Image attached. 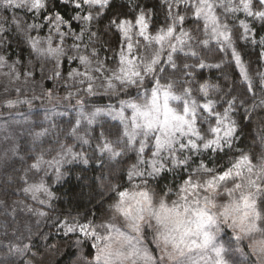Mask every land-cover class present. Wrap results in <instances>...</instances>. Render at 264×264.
<instances>
[{
	"label": "clouds",
	"instance_id": "clouds-1",
	"mask_svg": "<svg viewBox=\"0 0 264 264\" xmlns=\"http://www.w3.org/2000/svg\"><path fill=\"white\" fill-rule=\"evenodd\" d=\"M159 2L161 6L171 4L172 7L171 16L168 18H166L163 7H160L159 11L155 13L159 15L163 12L165 15L164 24L161 26H155L153 21L154 8L157 7L156 0H103L102 4L99 0H60L61 5L68 6L66 11L71 16L70 20L65 19L60 12L55 10V0H41L40 9L33 7V0H0V58L6 60L7 65L12 66L15 70H17L20 61L18 59L8 61L6 49L9 41L8 37L4 35L5 32L11 33V42L15 47L27 48V56L30 58L35 57L42 63L48 58L55 60V57L50 56L47 52L34 50L29 37L33 39L39 37V48L47 49L48 41L46 37L51 35L53 47L62 46L65 56L88 55L93 66L96 65L97 61H100L103 63L105 70L111 74V70L116 69L118 64L115 60L112 62V67L105 64L100 50L107 49L115 52L112 45L116 40L113 29L115 28L118 31L114 26V21L117 18L123 17V19L133 21V19L127 17L135 16L141 12L144 13L149 37L154 36L158 30L166 28L167 25L173 24L177 14L183 16L185 21L189 17L198 18L193 20L190 25H186L185 22L175 24L176 28L192 33L195 37L192 45L197 53L196 56H192L187 47L182 49L177 45L175 50L169 47V43H175V36L179 34L175 31L173 36L169 37L168 42H165L161 47V44L155 40L145 41L142 37L136 36L134 30L133 41L136 43V50L133 51L132 55H139L140 57L136 63L143 79L137 77L134 78L135 83L133 84L118 85L115 92H105L102 87H99L101 80L96 81L97 90H101L103 95L114 101L116 107L111 109L122 110L123 114L122 119L119 117L123 124L122 134L116 135L114 140L110 142V150H104L100 147V152L105 153V159L110 161L109 166L114 172L121 170L120 161L112 160V158L123 157L132 151L138 153V160L145 161V150H150L151 162L148 168L142 171H134L132 176L139 179L131 182L123 190H119V186L114 183L110 187L101 185L102 191L105 193L113 192L115 196L110 198L107 211L93 228L100 240L96 244L95 254L91 258L85 256L83 247L79 248L73 264H105L103 259L98 262L94 257L107 243H111L114 249H120L126 257L113 256L110 264H123L129 258L123 246L125 243L131 246V240H124V237L117 239L118 232L124 233L121 232V229L135 233L136 235L132 239H139L143 235L145 240L148 239L149 235L153 240H156L158 234L164 233L179 237L186 230H191L192 235L188 236L187 239L189 241L199 240L200 237L197 234L199 217L197 213L201 208H207L209 212L214 214L216 223L212 224L207 230L214 233L213 246L223 247L222 243L217 242L222 226L227 224L220 215L221 206L226 199L224 195L225 185H232L235 179H229L227 182L221 183L215 192L206 191L203 187L204 182L217 174L216 167H209L206 163L208 159L206 150L212 148L215 152L217 149H229V152L225 155L228 156L226 162L230 166L242 155H247L254 166L264 165V143L261 142L260 138V129L264 128V116H258L255 120H252L253 110L249 111L250 106L254 102H258L261 95H264V84L259 85L254 93L243 91L239 77L234 78L231 75V65L227 53H219L215 50L216 47H219V38L214 34L213 24L211 22L206 23L205 17L194 14L193 4L195 0H179V2L177 0H159ZM148 3H151L153 7L144 6ZM210 3L218 17L219 24L227 25L230 31L236 28L240 20H243L237 16L238 13H244L247 16L243 0H210ZM127 4H131L132 7H127ZM6 9L13 12L11 18L15 23L14 31L12 27H6L5 25V21L9 20L4 15ZM16 9H19L24 15L15 12ZM41 13H47L45 16L51 19L59 17V27L64 33L62 38L56 32V28L52 26H49L51 29L49 34L43 37L39 34L32 35V31L20 27V22L26 21L28 14H32L34 18L38 19ZM201 19L203 21L202 26ZM253 20L257 19L253 18ZM45 21L49 23L48 20ZM72 21H76L80 25L78 32L71 26ZM150 25H153V27L150 28ZM39 26L37 30L43 27L42 24H39ZM69 37L72 38L74 43L69 44L67 42ZM76 41H79V43H75ZM203 41H207V44L202 45L201 42ZM213 42L218 43L214 44ZM73 44L78 45V48L73 49ZM157 51L161 61L157 67L166 68L168 71L144 72L142 61L148 59ZM181 53L183 55H180ZM169 55H172L177 65L184 63L191 65L186 70L191 72V76L185 77L179 71H174L168 63ZM199 60L204 61L205 66L203 68L207 67L209 69L213 68L211 67L212 64L223 61L220 69L227 74L224 75L223 80L217 79L214 81L211 76L201 78L197 70L203 68L196 66ZM29 64H32L31 59H29ZM4 68L9 69L7 66L0 67V75L6 74L3 72ZM157 80H159V86ZM203 83L216 84L218 87L216 89L209 88L208 94L205 95L200 91V85ZM169 84L171 88H168L167 91L170 94L165 97V89L161 86ZM234 85L237 89L235 92L232 91ZM153 88H156L155 97L153 96ZM186 88L190 91H185ZM228 93H232V95L229 96ZM233 96L236 97V100L229 111L228 119L230 123L234 124L235 130L231 136L226 137L224 135V125L217 124L216 114L223 115V111L217 110L218 107L224 109V105H227L226 102L232 99ZM121 101L126 102L123 108L120 107L122 106ZM210 101L212 102L211 109H203L202 105ZM128 103L135 104L139 110L128 107ZM80 106V111L77 113V120L80 122L87 120L86 116H91L97 108L106 109L105 107L93 106L92 109L85 111L83 103ZM128 110H130V113ZM232 113H235V115H232ZM213 117H215V121ZM241 117L244 121L251 120L253 122L252 131L255 133V138L251 139L250 145L246 144L244 149H237L235 142L240 140L241 136H244L245 140L249 136ZM217 128L220 129L219 132L213 131ZM222 129L223 133L221 135ZM125 131L127 134H125ZM237 133L240 135H236ZM129 136L132 137L130 143ZM217 137H219L218 140ZM85 141V143L88 142ZM141 146H143V151H140ZM68 149H71V147ZM233 152H238L239 155H233ZM67 154L72 155L73 159L78 158L85 165L89 164V158L83 152L73 153L71 149V152L67 151ZM216 159H223V157L217 155ZM135 167L136 165H133V168ZM185 172L188 173L186 179L183 178ZM163 173H173L176 181L175 185L162 187L155 182L149 183V178L167 180L168 177L162 175ZM59 178L60 173L57 172L56 179ZM186 181H190L191 184L198 185V187L189 188ZM41 182L44 183L43 178H41ZM43 192L47 197L54 195L48 188L47 191ZM122 192L127 195L123 197L121 203L120 193ZM141 192L148 193L150 204L146 203L139 195ZM48 193H51V195ZM206 196H210L215 201V207H209L205 204ZM118 205L124 208L125 212L119 211ZM137 217H142V219L137 220ZM134 224L139 225V232L130 227ZM108 225H111V231H109ZM145 228L148 229V232L143 231ZM233 231L236 236V243L231 246V255L228 260L222 261L223 264H264V256L257 255L250 247L249 242L248 251H244V241L246 239H238L239 232L234 228ZM113 233L116 235H113ZM105 237L110 239L106 240ZM229 243L231 244V242ZM213 246L208 247L206 250L195 246L185 247L183 253H175L173 260L175 264H198V261L193 258L195 254L199 256L200 260H204L206 264H217L218 260L215 257L210 260L207 259L212 253H215ZM27 264H31V261H28ZM164 264H170V262L165 260Z\"/></svg>",
	"mask_w": 264,
	"mask_h": 264
},
{
	"label": "trees",
	"instance_id": "trees-1",
	"mask_svg": "<svg viewBox=\"0 0 264 264\" xmlns=\"http://www.w3.org/2000/svg\"><path fill=\"white\" fill-rule=\"evenodd\" d=\"M55 2V10L60 12L65 19L70 20L71 16L66 11L68 6L61 5L60 0H55ZM156 5L153 21L155 26H161L164 24L165 15L163 12L159 15L155 13L159 11L160 7H163L166 12L167 6H161L159 0H156ZM126 6L132 7L131 4ZM144 6L153 7L151 3ZM14 11L20 12L17 9ZM20 14L24 15L22 12ZM46 14L42 13V15ZM4 15L10 19L13 12L6 9ZM237 16L248 22L253 31L251 39L242 40L234 37V41L244 61L251 62L253 72L257 69L264 71V60L259 59L261 46L258 43L260 36L264 35V21L253 20L244 13H238ZM127 18L134 19V16ZM195 19L198 18H187L186 25H190ZM26 21L43 25L39 30H33L32 35L39 34L43 37L51 31L42 16L36 19L32 14H28ZM202 24L201 19V26ZM71 26L77 32L80 30V25L76 21H72ZM151 27L153 25H150ZM113 31L116 34L115 43L112 45L115 52L107 49L100 50L102 59L109 67H112L113 60L119 64L118 53L121 49H124L126 54L132 55L127 53L126 45L122 42L119 31L115 28ZM241 31L243 30L241 29ZM4 35L8 37L9 41L6 49L8 61L11 62L14 59L20 61L16 70L20 74V78L19 80L11 78L9 69L4 68L3 72L6 74L0 77V81H6L7 87H12L15 83L19 84L20 90L25 91V95L21 94L22 98L30 103H20L11 112H4V106L0 104V122L2 121V124L8 123L10 119L14 120L15 117L20 119L21 124L12 139L17 146V155L11 156L5 152L8 147L7 143L5 148L1 147L0 149V264H27L28 261H31V264H73L77 257V250L81 247L84 249L85 256L91 258L95 252L96 237L91 234L85 235V232L81 231L79 227L75 231L66 232L65 222L76 225L88 224L90 227L87 231L91 233L95 224L100 222L107 211L110 198L115 196L113 192L102 191L101 185L110 187L114 183L119 186V190H123L131 182L137 181L139 178L130 176L129 173L142 171L150 166V150H145V161L138 160L136 151L129 152L123 157L112 158V160L120 161L121 170L114 172L109 166L110 161L105 159L106 154L100 152V147L105 141L112 142L116 135L122 134L123 124L120 118L114 113L108 115L105 112L97 115L92 124H88L87 120H82L77 124V113L81 106L76 105V100L82 99L85 111L92 109L93 106L106 109L110 106L114 109L116 107L114 101L103 95L101 90H96L94 95H86L82 90L84 86L76 83L79 78L68 76L72 69H77L79 72L85 71L84 66L80 65L78 61H69L66 57H61L59 70L63 74V78L53 77L50 79L56 64L55 60L48 58L42 63L35 57L30 58L27 56V48H17L11 42V33L5 32ZM252 39H255L257 43H252ZM67 42L74 43L71 37ZM75 43H79V41ZM29 59L32 60V64H29ZM197 72L201 78L211 76L214 81L223 80L224 75L227 74L221 69L207 67L198 69ZM230 72L234 78L239 77L238 69H235L234 64ZM28 73L30 75H26ZM9 82L11 86L8 85ZM78 88L80 89L78 95L63 99L69 91L75 93ZM48 90L52 92L54 98L50 103L43 105L42 101L46 100L44 95ZM42 93L43 96H40ZM120 107L123 108V106ZM217 110L222 112L223 108L218 107ZM252 110L255 113L252 120L258 116H264V111L258 108ZM213 120L215 121V117ZM241 121L246 126L249 136L247 140L241 136L240 140L235 142L237 149H244L245 145H250L251 139L255 138V133L252 131L253 122L251 120L244 121L243 117H241ZM45 129L47 131L44 136L36 140L33 139L35 132ZM74 129H76L75 132ZM222 133L223 129L220 134L222 135ZM85 140L88 142L85 143ZM69 147L73 153L83 152L89 158V164L85 165L78 158L73 159L72 155L67 154ZM206 151L208 155L206 163L209 167H216L217 174L230 167L226 162L228 156L225 155L229 149L222 148L214 152L212 148H209ZM232 154L239 155L238 152ZM217 155L222 156L223 159L217 160ZM38 157L44 162L40 169L27 171ZM133 165L136 167L133 168ZM57 168L60 173L59 179H56ZM162 175L167 176L168 179L149 178V183L155 182L162 187L175 185L173 173H163ZM187 175L188 173L185 172L183 178L186 179ZM41 178H43L45 187L54 194L52 197H47L43 191H39L36 193V199H33L31 193L23 192L22 189L26 186L25 180L28 184H37ZM257 204L259 210L264 212V185L259 191ZM260 223L264 228V222L260 221ZM225 242L228 243V246H232L226 239ZM24 244L28 245V251L23 255L10 254V246H23Z\"/></svg>",
	"mask_w": 264,
	"mask_h": 264
},
{
	"label": "snow or ice",
	"instance_id": "snow-or-ice-1",
	"mask_svg": "<svg viewBox=\"0 0 264 264\" xmlns=\"http://www.w3.org/2000/svg\"><path fill=\"white\" fill-rule=\"evenodd\" d=\"M102 4L103 0H99ZM179 2V0H177ZM245 5V9L247 12V17L249 18H256L258 20L264 21V0H243ZM33 7L35 9L41 8V0H33ZM194 14L197 16L205 17L206 23L211 22L213 24V31L216 37L219 38V47H216V52L219 53H227V58L230 61V65H235V69H238L239 72V80L241 82V86L245 93H254L256 92L259 85L264 84V71H260L259 69L253 72L251 62H245L238 46L234 41V37L236 39H251V32L253 29L250 27L249 23L245 20H240L239 23L236 25L234 30H228L227 25H220L218 22V17L210 3V0H195L193 4ZM19 10V9H17ZM172 7L171 4H168L166 10V18L171 16ZM179 11V10H178ZM41 16L44 20H48V26H52L56 28V32L62 38L64 33L61 31L59 27V17L55 19H51L45 15ZM87 19V17H86ZM134 21V23H133ZM133 21H129L123 18H117L114 21V26L118 29L119 33L121 34L122 42L126 45V51L129 54H132L134 50H136V43L133 41V31L135 30V35L138 37H142L145 41L148 40H155L161 44L163 47L165 42H168L169 37L173 36L174 31L179 33L175 36V43H169V47L173 50L176 49L177 45H179L182 49L187 47L188 51L191 53L192 56H196L197 53L194 50V46L192 45V41L195 39L192 33L184 32L179 28L175 27L176 23H184V17L177 14L175 21L173 24H169L166 28L158 30L156 34L152 37L148 36V25L146 22V17L144 13H138L134 16ZM5 25L7 27H12L15 30V23L10 18L8 21H5ZM21 28H26L30 31L36 30L39 28V24H32L29 25L27 21L20 22ZM241 29L243 31H241ZM31 41L32 47L34 50L40 52H47L50 56L55 57V67L52 70V76L49 77L50 79L53 77H60L63 78V74L59 70L60 66V58L66 57L69 61H78L80 65L84 66L85 71L79 72L77 69H72L68 76L72 78L78 77L79 79L76 80V83L84 86L83 92L86 95H94L96 93L98 85L96 81L99 79L101 80V84L99 87H102L105 92H115L118 85L124 84H133L135 83L134 78L143 79V75L141 71L138 70V65L136 61L140 59L139 55L133 56L128 55L125 53L124 49L118 53L119 64L116 69L111 70V74L107 72L103 66V63L100 61L96 62L95 67L93 68L92 60L89 58L88 55H77L75 57L71 55L65 56V52L62 46H55L53 47V40L51 35L46 37L48 41L47 49L39 48V37L35 39L29 37ZM126 41V42H125ZM252 43H257L255 39H252ZM259 45L261 46V52L259 55V59L264 60V35H261L259 38ZM202 45H206L207 41L201 42ZM73 49L78 48V45L73 44ZM215 47V46H214ZM143 63V71L146 73H152L154 71L160 72H167L168 69L166 68H159L157 67L161 61L159 60L158 51L154 52L148 59L142 61ZM168 63L171 65L174 71H179L185 77L191 76V72L186 71L191 65L184 63L177 65L175 60L173 59L172 55L168 56ZM223 61L220 63H214L211 67L220 69ZM9 67V74L11 78L19 80L20 74L16 72V70L12 67L7 65L6 60L0 58V67ZM197 67L203 68L205 66L203 60H199L196 64ZM103 74V75H101ZM30 75V73L26 74ZM86 85V86H85ZM157 85L159 86V80H157ZM165 89L164 95L167 97L170 93L167 91L168 88H171V85L161 86ZM218 85L216 84H208L203 83L200 85V91L203 92L205 95L208 94V89H216ZM236 86H233L232 91L235 92ZM20 89L17 88V92ZM80 89L78 88L77 91L74 93L69 91L63 99H69L74 95L79 94ZM185 91H190V89H185ZM229 96L232 93H228ZM45 96L51 100L53 99V94L50 90L45 92ZM153 96H156V88H153ZM176 98V97H174ZM236 97H232V99L228 100L227 106L223 109V115L221 116L220 113L216 114L217 124L224 125V135L226 137L231 136L234 129V124L229 122V111L235 104ZM20 103H30V101H21L18 97L16 99H5L0 101V104L7 107L8 109H13L15 105ZM83 103L82 99L76 100V105H81ZM121 105L123 106L126 102L121 101ZM128 107L139 110L135 104L128 103ZM212 102L206 103L202 105V108L205 110L211 109ZM259 107L261 111H264V95L259 97L258 102H254L249 111L253 108ZM108 115H113L123 118L122 110L116 111L111 109L109 106L108 109L97 108L95 112L91 114V116H86L88 124H92L94 118L101 114L105 113ZM253 115L255 113L253 112ZM77 124L80 123L79 120L76 121ZM46 129L35 132L33 134V139L36 140L41 136L46 134ZM74 132L76 129L73 130ZM213 131L219 132L220 129H213ZM125 134L127 132L125 131ZM260 138L261 142L264 143V128L260 129ZM132 137L129 136V143L131 142ZM219 137H217V140ZM5 142L7 143L8 147L5 149L7 154L11 156L17 155V146L15 141L12 139L5 138ZM86 142V141H84ZM104 150H110L111 144L108 141H105L104 144L101 146ZM67 151L71 152V149H67ZM140 151H143V146H141ZM115 154V153H113ZM31 159V157H29ZM44 163L39 157L37 158L36 162L31 164L27 171L32 170H39L41 164ZM57 164L59 162H56ZM57 172L59 169L57 168ZM133 172H130L129 175L131 176ZM236 177L239 182H235L232 184V187L225 188L224 192L229 197L228 201L221 206L220 215L223 217L224 221L228 224L229 227L238 230L239 236L238 239H247L249 241V245L252 250L260 256H264V228L258 226V221L264 222V212L258 209L256 195L261 189L262 185H264V165H257L254 166L247 155L240 156L234 164L228 167L223 172L216 174L215 176L210 177L204 182V189L206 191L215 192L216 189L222 182H227L230 177ZM23 179V178H22ZM25 187L22 189L24 193H31L33 199H36V193L39 191H47L43 182H39L37 184H28L27 180L24 181ZM186 184L189 188H196L198 185L191 184L190 181H186ZM239 193L237 196L236 194ZM51 195V193H48ZM126 193H120L122 198L121 203L123 202V197H125ZM142 196L143 200L146 203L150 204V197L148 196L147 192H141L139 194ZM205 204L209 207H215L216 203L210 196H206L204 200ZM44 203V201H41ZM163 207V204L161 205ZM118 210L121 212H125V209L117 206ZM43 215V213H40ZM199 217V222L197 224L198 228V235L200 237L199 240H191L187 239L188 236L192 235L191 230H186L182 233L179 237H176L169 233L158 234V239L162 242L158 245L159 248V257L157 258L148 250H144L142 253L137 251V255L144 261V264H164V261L167 260L170 264H175L173 257L175 253L181 252L183 253L184 248L188 247L191 248L193 246L206 250L208 247L213 246L214 242V233L207 230L210 228L212 224L216 223V218L213 213L209 212L207 208H201L197 213ZM142 219V217H137V220ZM231 221V223H228ZM66 232L75 231L77 227L80 228L81 231L85 232V235L91 234L92 236L96 237L97 240H100V237L96 235L95 231L92 230L91 233L87 231L90 225H76V224H68L65 222L64 224ZM107 227H111L108 225ZM136 232L140 231L139 225L134 224L130 225ZM120 237H124V240H129L130 238L127 237L124 233L117 234V239ZM106 240L110 239L109 237H105ZM222 247H214L213 251L216 253V256L219 257L221 253ZM26 251H28V245L24 244L23 246L15 245L10 246L9 252L11 255H23ZM132 255V253H128V256ZM113 256L126 258L124 252L120 249H114L111 243L105 244L103 248H101L97 255L94 257L95 260L98 262L103 259L105 264H110L111 258ZM217 264H223L222 261H217Z\"/></svg>",
	"mask_w": 264,
	"mask_h": 264
},
{
	"label": "rangeland",
	"instance_id": "rangeland-1",
	"mask_svg": "<svg viewBox=\"0 0 264 264\" xmlns=\"http://www.w3.org/2000/svg\"><path fill=\"white\" fill-rule=\"evenodd\" d=\"M3 71H5L3 69ZM0 77H2V75H0ZM7 82L6 81H0V101H3L5 99L11 98V99H16L17 97L21 100V101H25V99L22 98L21 94L25 95V91L22 92L21 90L19 92H17V88L20 89V85L15 83L14 86L12 87H7ZM10 85V82L9 84ZM5 86V87H4ZM11 86V85H10ZM40 96H43V93L40 94ZM45 96V95H44ZM46 100L42 101V104H46V103H50L51 100H49L46 96H45ZM28 101V100H26ZM27 104V103H25ZM20 105V104H17ZM17 105H15L14 108H17ZM2 107V106H1ZM4 112H11L13 109H8L7 107L4 106ZM130 113V110H129ZM20 119L18 118H14V120H8V123H3L2 121L0 122V149L5 148V138L7 137L8 139H14L13 135L15 134V132L19 129L20 127ZM7 122V121H5ZM226 170V169H225ZM223 172V171H222ZM219 174V173H218ZM230 179H235L236 182H239V180L236 177H230ZM225 183V182H222ZM226 187H232V185H225ZM261 190V189H260ZM259 190V191H260ZM258 194L256 195V201L258 198ZM226 199L223 201V203H226L229 199V197L227 196L226 193H224ZM237 196L239 195V193L236 194ZM258 207V204H257ZM259 209V207H258ZM228 223H231V221H229ZM258 226L261 227V223L260 221L257 222ZM119 227V226H117ZM109 231H111V227H109ZM144 232H148V229H144ZM238 231V230H237ZM121 232H124L131 240V246H129L127 243L124 244L123 248L127 253H132V255L129 256L127 261H124L123 264H144V261L140 258L139 255H137V251L139 252H143L144 250H148L149 252H151L153 255H155L157 258L159 257V248L158 245L161 244L162 242L159 239L153 240L151 238V236L149 235L148 239L145 240L143 235L139 238V239H132L136 234L131 232L130 230H126V229H121ZM113 235H116L115 233H113ZM225 239L228 242H231L232 245H235L236 243V236L235 233L233 231V228L229 227L228 224H225L222 226V231L221 233L218 234V243H222L224 246L222 247L220 256L217 257L215 253H212L207 259H212V257H215L216 260L219 261H226L229 259L230 255H231V247L228 246L227 242H225ZM99 242V240L94 241L95 243V251H96V244ZM248 240L246 239L244 241V251L247 252L248 251ZM95 254V252H94ZM195 260L198 261V264H206V262L204 260H200L199 256H196L194 254L193 257Z\"/></svg>",
	"mask_w": 264,
	"mask_h": 264
}]
</instances>
